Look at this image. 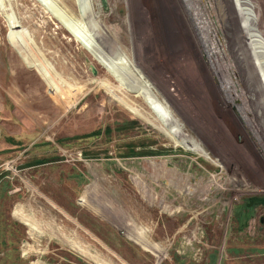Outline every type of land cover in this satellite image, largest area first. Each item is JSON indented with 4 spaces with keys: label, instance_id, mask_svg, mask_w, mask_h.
<instances>
[{
    "label": "rangeland",
    "instance_id": "rangeland-1",
    "mask_svg": "<svg viewBox=\"0 0 264 264\" xmlns=\"http://www.w3.org/2000/svg\"><path fill=\"white\" fill-rule=\"evenodd\" d=\"M90 2L0 0V264H264V0Z\"/></svg>",
    "mask_w": 264,
    "mask_h": 264
},
{
    "label": "water",
    "instance_id": "water-1",
    "mask_svg": "<svg viewBox=\"0 0 264 264\" xmlns=\"http://www.w3.org/2000/svg\"><path fill=\"white\" fill-rule=\"evenodd\" d=\"M101 1H102V4H103V7L106 9L107 6H108L107 5V0H101ZM90 3H91V5H90V8H89V11L86 12V16L87 17L90 16L93 13V2H92V0H91ZM78 8H79V11L84 15L85 9L82 6H79ZM80 17L82 18L83 21L86 20L82 16H80ZM93 33L95 35V43L96 44L94 46H92V47L95 50L101 52V54H103L104 57L107 58V61H109L111 63L116 58H118V59L121 58V57H123L124 59L126 58L127 61H128V63H127V61H126V63L124 62L125 63L124 65H126V67L128 69H130V71L132 72V74L134 75V77L137 78L140 83L143 84V82H144L149 87L150 91L152 93H154V91H153V88H154L153 85L147 80V78L145 77L144 74H142L141 72H139V67L137 65H135L131 61L128 53L122 48V46L120 44H117L113 40V38H111L109 40L108 39H105L103 37L101 31L98 29V27H93ZM127 64L129 66H127ZM114 65H116V64H114ZM118 67H120V66H118ZM94 73L95 74L97 73L96 70H95V68H94ZM161 103L164 104L163 102H161ZM171 133H173V132H171Z\"/></svg>",
    "mask_w": 264,
    "mask_h": 264
},
{
    "label": "crops",
    "instance_id": "crops-1",
    "mask_svg": "<svg viewBox=\"0 0 264 264\" xmlns=\"http://www.w3.org/2000/svg\"><path fill=\"white\" fill-rule=\"evenodd\" d=\"M10 43L12 46L11 50L14 51L13 48L17 44L12 41ZM17 46L20 48L19 44ZM18 51L19 50L17 49V54L19 53ZM8 67L9 66L3 65V59L0 60V118H2V116H4L6 112V102L8 101V99H11V101L14 102V95L11 91L15 88V81H12L11 79L16 76V73L14 72L13 68L10 70Z\"/></svg>",
    "mask_w": 264,
    "mask_h": 264
},
{
    "label": "bare ground",
    "instance_id": "bare-ground-1",
    "mask_svg": "<svg viewBox=\"0 0 264 264\" xmlns=\"http://www.w3.org/2000/svg\"><path fill=\"white\" fill-rule=\"evenodd\" d=\"M89 1V0H88ZM89 5H91L90 3H89ZM96 26V25H95ZM88 44H90L89 42H87ZM91 46H93L92 44H90ZM107 63H108V65H109V67L115 72V73H118V75L120 76V79L119 80H121L122 81V76H121V74L122 73H120L116 68H115V65L114 64H112L111 62H109V61H106ZM129 74H130V79H128L129 81H131V83H126V82H124V84L127 86L126 87V90H146L148 93H150L152 96H153V98L155 99V101L158 103V105L161 107V109L164 111V113H166V114H169V116L170 117H168V120L169 121H172L171 120V118H173V116L170 114V113H168V111L167 110H165L162 106H161V103L158 101V99H157V97L156 96H154L153 94H152V92L150 91V89L145 85V84H142V83H140L139 81L138 82H135V81H133L134 79H137V78H135L134 77V75L132 74V72H128ZM164 122V121H163ZM175 127H176V125H175ZM176 129V128H175ZM174 128H173V131L174 132H176L175 133V135H179V136H181L182 137V135H183V133H181V131L179 130V128H177L176 130H175ZM170 131H172V129H170ZM177 137V136H176ZM175 137V138H176ZM181 137H179V138H181ZM185 137V136H184ZM182 143V142H181Z\"/></svg>",
    "mask_w": 264,
    "mask_h": 264
},
{
    "label": "flooded vegetation",
    "instance_id": "flooded-vegetation-1",
    "mask_svg": "<svg viewBox=\"0 0 264 264\" xmlns=\"http://www.w3.org/2000/svg\"><path fill=\"white\" fill-rule=\"evenodd\" d=\"M234 2H235V0H234ZM234 4H236V3H234ZM247 4H249V3L247 2ZM254 24H255L256 27H257L258 22H256V21L254 20ZM241 27H242V25H241ZM239 61H240V60H238L237 62H239ZM241 63L244 64V65H246V63H247V65H248V68L246 69L247 74L251 71V68H252V66L254 65L253 62H250L249 60H247V62H246L244 59L241 60ZM238 64H240V63H238ZM253 70H254V72L256 71V69L254 68V66H253ZM257 71H258V70H257ZM257 74H258L259 77H260V72H259V71L257 72ZM246 85L248 86V90H250V91H254V89H253L251 83H249V84L246 83ZM229 88H230V87H229ZM237 104H238V107L241 106L240 101L237 102Z\"/></svg>",
    "mask_w": 264,
    "mask_h": 264
},
{
    "label": "trees",
    "instance_id": "trees-1",
    "mask_svg": "<svg viewBox=\"0 0 264 264\" xmlns=\"http://www.w3.org/2000/svg\"><path fill=\"white\" fill-rule=\"evenodd\" d=\"M253 201H259L258 199H254Z\"/></svg>",
    "mask_w": 264,
    "mask_h": 264
}]
</instances>
